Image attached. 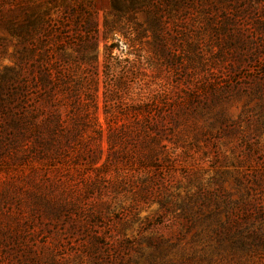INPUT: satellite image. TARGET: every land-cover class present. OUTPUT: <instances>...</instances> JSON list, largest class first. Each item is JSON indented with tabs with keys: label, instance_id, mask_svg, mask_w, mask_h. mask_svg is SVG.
<instances>
[{
	"label": "rangeland",
	"instance_id": "rangeland-1",
	"mask_svg": "<svg viewBox=\"0 0 264 264\" xmlns=\"http://www.w3.org/2000/svg\"><path fill=\"white\" fill-rule=\"evenodd\" d=\"M86 1L97 12L98 61L75 71L73 79L85 83L60 107L59 131H49L38 113L40 63L29 37L15 47L0 22V264H165L146 241L177 243L181 210L164 214L157 204L166 190L193 214L209 195L203 211L216 212V227L239 214L264 232V0L140 11L129 52L122 35L105 32L116 20L109 0ZM10 2L0 0L5 17ZM110 44L119 49L108 74ZM19 50L18 82L30 94L24 111L38 115V137L53 138L49 143L36 141V132L23 137L17 125L12 71ZM141 100L153 104L152 121L163 118L174 129L155 166L140 162L146 151L134 130ZM144 186L150 195L143 202Z\"/></svg>",
	"mask_w": 264,
	"mask_h": 264
},
{
	"label": "trees",
	"instance_id": "trees-1",
	"mask_svg": "<svg viewBox=\"0 0 264 264\" xmlns=\"http://www.w3.org/2000/svg\"><path fill=\"white\" fill-rule=\"evenodd\" d=\"M25 1L33 2V7L25 8ZM217 2L218 0H109L108 14L116 20L105 23V32L122 35L126 40L124 50L129 52L135 46L134 34L138 31L130 24L134 22L138 12L211 7ZM90 6L91 3L86 0H11L10 16L5 17L0 11V22H6L8 35L16 42L15 47L22 46L26 36L32 43L33 53H36L37 61L40 63V81L43 91L40 99L42 109L38 110V113L40 111L39 116L46 115L43 125L48 126L49 131H59L62 125L60 107L64 106V101L75 97V84L79 80L82 82V87L85 83L83 79H73L75 71L85 72L88 69H94L98 61L97 12ZM115 49H119L118 45L110 44L105 51L104 67L108 74L117 66L113 54ZM17 54L16 70L12 71V79L15 83L12 97L21 108L17 125L23 131V137H33L32 133L36 132V141L49 143L53 138L38 137L42 132L34 126L38 115L35 114L33 117L24 111L23 106L28 104L30 94L28 88L18 82L23 58L20 50ZM119 63L122 62L119 61ZM97 82V79L92 80L93 86H97ZM107 100L110 101V97ZM136 107L138 117L134 132L136 137L143 138L140 144L146 151L140 162L144 163V166H155L159 161L160 150L165 148L160 143L172 142L169 136L174 129L163 118L152 121L154 110L150 102L141 100ZM171 124L174 125L173 122ZM120 128L117 126L118 130ZM120 130L123 132V128ZM166 193L167 196H160L157 204L164 214L172 213L174 209L181 210L179 217L182 221L181 231L175 237L177 243L174 244L170 240H166L165 244L155 243L150 239L146 241L148 246L158 253L156 259H163L166 261L165 264H214L215 262L250 264L254 259L264 258V232L252 230L246 215L241 217L238 214V218L235 219L228 216L226 222H221L216 227V224L220 222L216 212L205 214L203 211L209 195H204L200 207L193 214L191 207L187 204L176 203L178 194L169 190H166ZM149 195L147 186L138 193V197L143 202L148 201ZM149 225L150 223L145 220L139 228L141 233L147 230ZM213 225L215 229H212ZM188 235L192 236L190 246L181 251L176 249ZM211 243H214V246H209Z\"/></svg>",
	"mask_w": 264,
	"mask_h": 264
}]
</instances>
